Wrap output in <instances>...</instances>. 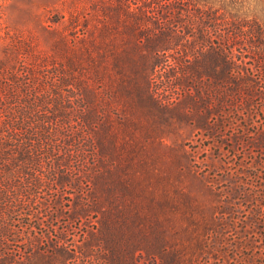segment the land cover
Segmentation results:
<instances>
[{"label": "trees", "instance_id": "1", "mask_svg": "<svg viewBox=\"0 0 264 264\" xmlns=\"http://www.w3.org/2000/svg\"><path fill=\"white\" fill-rule=\"evenodd\" d=\"M90 7V26L71 19L69 43L57 53L23 33L3 47L0 264L235 261V242L210 248L204 240L198 251L168 243L123 182L136 107L184 117L229 145V163L255 169L262 190L247 201L264 247V0Z\"/></svg>", "mask_w": 264, "mask_h": 264}, {"label": "rangeland", "instance_id": "2", "mask_svg": "<svg viewBox=\"0 0 264 264\" xmlns=\"http://www.w3.org/2000/svg\"><path fill=\"white\" fill-rule=\"evenodd\" d=\"M95 1L0 0V59L15 33L31 36L47 52L65 49L71 19L86 18L90 26V6ZM135 112L133 132L127 133L131 149L125 153L121 176L134 197L148 204L146 211L157 219L159 232L184 250L198 251L204 240L211 242L206 245L210 248L222 244L228 249L235 242V261L227 256L222 263L259 264L264 254L261 227L247 201L260 188L253 179L255 169L229 163V145L207 138L184 117L156 107H136ZM231 220L237 228L219 226Z\"/></svg>", "mask_w": 264, "mask_h": 264}]
</instances>
